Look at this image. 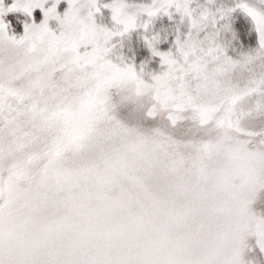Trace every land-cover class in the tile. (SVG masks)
Listing matches in <instances>:
<instances>
[{
  "label": "snow or ice",
  "instance_id": "1",
  "mask_svg": "<svg viewBox=\"0 0 264 264\" xmlns=\"http://www.w3.org/2000/svg\"><path fill=\"white\" fill-rule=\"evenodd\" d=\"M0 264H264V0H0Z\"/></svg>",
  "mask_w": 264,
  "mask_h": 264
}]
</instances>
